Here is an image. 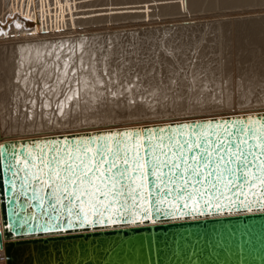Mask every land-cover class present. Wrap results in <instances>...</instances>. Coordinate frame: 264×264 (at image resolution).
<instances>
[{
  "label": "bare ground",
  "instance_id": "1",
  "mask_svg": "<svg viewBox=\"0 0 264 264\" xmlns=\"http://www.w3.org/2000/svg\"><path fill=\"white\" fill-rule=\"evenodd\" d=\"M83 1L0 0V144L264 111V14L246 9L264 0H101L82 18ZM199 5L245 10L200 20ZM109 17L129 23L84 26Z\"/></svg>",
  "mask_w": 264,
  "mask_h": 264
},
{
  "label": "water",
  "instance_id": "2",
  "mask_svg": "<svg viewBox=\"0 0 264 264\" xmlns=\"http://www.w3.org/2000/svg\"><path fill=\"white\" fill-rule=\"evenodd\" d=\"M237 129L264 137V111L4 141L0 144V246L5 264H264V186L255 181L244 183L243 176L229 186L197 183L198 193L191 187L179 193L165 189L162 204L156 203L159 189L151 183L143 189L145 195L151 189V205L137 201L139 206H135L129 198L127 204L121 201L106 208L111 201L100 196L104 204L98 205L95 215L89 209L86 221L83 213L77 217L79 202L74 197L69 216L67 194L61 206L49 186L56 160L93 157L97 149L104 148L105 138L113 150L123 140L122 147L131 159L137 136L142 145L138 151L144 156L161 138L168 145L170 138L183 142L191 132L210 134L207 138L213 142L231 134L235 143ZM125 133L131 138L125 139ZM248 143L255 145L259 140L248 139ZM153 180L149 175L148 181ZM73 187L69 185V191ZM34 194L37 199L32 198ZM138 215L143 224L130 225ZM150 218L177 220L152 224ZM45 225L54 228L44 231ZM109 225L112 228L101 229Z\"/></svg>",
  "mask_w": 264,
  "mask_h": 264
},
{
  "label": "snow or ice",
  "instance_id": "3",
  "mask_svg": "<svg viewBox=\"0 0 264 264\" xmlns=\"http://www.w3.org/2000/svg\"><path fill=\"white\" fill-rule=\"evenodd\" d=\"M208 135L210 134L191 132L189 138L183 142L173 141L170 138L168 145L163 144L161 138L159 144L147 148L144 156L138 151L142 145L137 136L136 151L131 159L128 156V149L122 147L123 140L117 141L118 147L113 150L108 148L105 138L104 148L97 149L93 157L80 159L78 156L75 158L68 156L67 160L61 158L55 161L57 167L49 175L51 181L49 186L53 188L52 195L56 198L57 204L63 206V194H67L69 216L72 215L74 197L79 202L76 205L79 209L77 217L79 218L80 213H83V219L86 221L89 209L95 215L98 205L104 204V200L111 201L105 205L106 208H111L113 204L121 201L127 204L129 198L135 206H139L136 204L137 201L140 204L147 202L151 205V189L148 190L147 195L143 192L146 183H151L153 187L159 189L157 204L164 203L165 189H168L169 193L173 191L179 193L191 187L193 192L198 193L199 190L195 185L201 182L211 183L213 187L217 183L229 186L234 181L240 182L243 176L244 183L255 181L264 186V137L240 129H237L235 143L230 138L231 134L229 138L216 142L208 139ZM123 136L125 139L131 138L130 133H125ZM245 136H248V139H257L259 143L249 144ZM165 148L167 151L164 150ZM254 149H258L259 154ZM96 156L100 159L97 160ZM76 160H79V163H76ZM61 164L65 166L61 168ZM257 172L259 175L256 174ZM149 175L154 178L153 181H148ZM33 179H36L35 175ZM97 181L103 184V189ZM69 185L74 186L71 191ZM170 185L173 187H169ZM100 196H103L104 200H101ZM32 198L37 199V196L34 194ZM39 199L43 202V197ZM70 225L71 221H69ZM53 228L54 226L45 225L43 230L51 231Z\"/></svg>",
  "mask_w": 264,
  "mask_h": 264
},
{
  "label": "rangeland",
  "instance_id": "4",
  "mask_svg": "<svg viewBox=\"0 0 264 264\" xmlns=\"http://www.w3.org/2000/svg\"><path fill=\"white\" fill-rule=\"evenodd\" d=\"M82 1H83V0H82ZM86 1L90 2L89 0H84L83 2H86ZM95 1H96V0H95ZM95 1H94V0H93V1L91 0V2H90V3H91L90 6H88L89 3H88V5H87L86 3H84L85 6H88V10H87V7L83 6V3H82V6L78 8V10H80V11H79V12H80V13H79V17H80V14H81V16H82V18H83V17H84L83 15H86L87 11H90V10L94 9V7L96 6V4L98 5L99 2H100L101 0H97L96 3H95ZM133 1H134V0H133ZM137 3H138V1H137ZM56 4H57V5H54V6H58V3H56ZM134 4H136V1L134 2ZM134 4H133V5H134ZM138 4H139V3H138ZM92 5H94V6H92ZM263 5H264V4H262V5H255V6L253 5V6L247 7L246 9H247V10H256V9H257V10H263V11H264V6H263ZM134 6H135L136 9L133 8V10L135 9V10L139 11V8H140V12H138V14H139V13H140V14H141V13H142V14H143V13H146V11H147V12H150V11H152V10L155 9V8H153V9H152V8H151V9L149 8V9H150V10H149V9H147L146 7H142V8H141V6L139 7V5H138L137 7H136V5H134ZM201 6H202L201 8H203V11H204V12L201 11L202 9L200 8V5H199L198 7L196 6L195 9L192 8V10H190L191 12L189 13V15H192V16H193V15H194V16H198V15H199L200 17L203 15V17L200 18V20H205L206 18L209 19V20H213V19H217L219 16H221V17H223V18L234 17V16H236V14L233 15L234 12H236V11L239 12V11H243V10H245V7H237V9H235L236 7H231V6H228V5H222V6H221V5H218L219 7L217 6L216 9H215V8H214V9H207V8L205 7L206 5H201ZM203 6H204V7H203ZM261 6H262V7H261ZM89 7H90V8H89ZM138 7H139V8H138ZM255 7H256V8H255ZM81 8H82V9H81ZM83 8H84V10H83ZM85 8H86V9H85ZM144 8H145V9H144ZM217 8H218L219 10H218ZM221 8H222V9H221ZM232 8H233V9H232ZM81 10L84 11V13H85V11H86V13L84 14L83 12H81ZM209 10H210L211 12H210ZM213 10H214V12H212ZM222 10H223V11H222ZM62 11H63V10H62ZM62 11H61L60 13L63 14V15H60V16H61V17L64 16V18H66V16H68V15L70 16V13H72V12H71V11H72L71 9H68V10H66V11H63L64 13H63ZM156 11H158V10H156ZM156 11L154 10L155 13H156ZM192 11H193V12H192ZM207 11H208L209 13H208ZM217 11H218V12H217ZM263 11H261L260 13H261V14H264ZM67 12H69V14H68ZM132 12H133L132 14H136V13H135L136 11H132ZM154 12L152 11V13H154ZM158 12H159V11H158ZM172 12H173V13H174V12H179V10L172 11ZM195 12H196V14H195ZM198 12H199V13H198ZM228 12H229V14H228ZM60 13H59V14H60ZM65 13H67L68 15H66ZM214 13H215L216 15H212V14H214ZM256 13H257V12H253V13H250V14H254V15H256ZM82 14H83V15H82ZM183 14L186 15V13H183ZM187 14H188V13H187ZM217 14H218V15H217ZM76 15H77V14H76ZM172 15H179V13H178V14H167V15H165V16L162 15L161 18H164V17H165V19L168 20V19H170V17H172ZM222 15H224V16H222ZM163 16H164V17H163ZM166 16H168V17H166ZM207 16H208V17H207ZM211 16H212V19H211ZM216 16H217V17H216ZM70 17H71V16H70ZM70 17H67V18H66V19H67L66 21H70V20H69ZM155 17H157V15H156ZM112 18H114V17H109L110 20L108 19V21H102V20H101V21H98V23L90 24V26H88V25H89L88 23H87V25L85 24L84 26H86V27H88V28H92V27H96L95 24L101 27V26H108V25L119 24V23H124V24H128V23H129V22H128L129 19H123V20H119V22H117V20H111ZM61 19H63V18H61ZM86 20H87V19H86ZM104 20H105V19H104ZM59 21H60V22H58L57 25H59V23H60V24L63 23V21H62V22H61V20H59ZM71 23H72V21H71ZM92 25H93V26H92ZM150 25H151V24H150ZM205 27H206V26H205ZM205 27H204V28H205ZM205 29H207V28H205ZM263 30H264V28H263ZM263 33H264V31H263ZM263 33H262V35H263ZM209 34L212 35V32L209 33ZM259 34H261V32H259ZM259 34H258V36H259ZM259 37H260V36H259ZM261 39H264V35L261 36ZM261 45H262V46H260V48H258V51L260 52V50H261V53H264V44H261ZM247 46H248V47H250V46L252 47V46H254V45H251V44H250V46H249V45H247ZM247 46L245 45L244 47H245V48H248ZM251 47H250V48H251ZM250 48H248V49H250ZM252 48H253V47H252ZM252 48H251V49H252ZM259 49H260V50H259ZM243 52H244V53H247L246 50H243ZM261 58H262L261 60H263V63H264V55H262Z\"/></svg>",
  "mask_w": 264,
  "mask_h": 264
}]
</instances>
